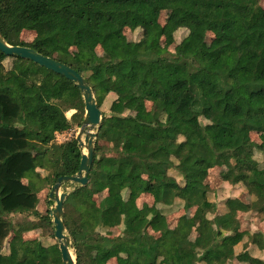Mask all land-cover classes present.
Returning a JSON list of instances; mask_svg holds the SVG:
<instances>
[{"label": "trees", "instance_id": "1", "mask_svg": "<svg viewBox=\"0 0 264 264\" xmlns=\"http://www.w3.org/2000/svg\"><path fill=\"white\" fill-rule=\"evenodd\" d=\"M163 12L171 14L172 27L160 22ZM0 28L9 45L32 48L83 75L102 112L88 183L72 185L64 204L77 264H264L235 250L245 239L264 250V234L242 230L237 217L264 218V164L256 159L264 140H252L264 136L261 0H0ZM126 29L142 35L122 51ZM180 29L187 35L176 53L161 40L168 35L175 44ZM24 32L36 35L32 45L22 41ZM207 33L213 35L208 48ZM7 58L13 59L10 70L3 65ZM111 94L116 98L105 113ZM70 110L76 113L69 119ZM84 117L72 81L0 51V264H63L58 242L44 245L42 237L25 233L40 229L55 238L54 202L48 196L51 208L43 215L38 195L78 172L76 138H56L80 127ZM214 168H225L224 181L242 185L252 201L228 198L226 212L211 219L218 211L207 185ZM144 193L154 202L140 208ZM178 200L194 214L171 228L164 210ZM25 214L40 223L10 219ZM114 227L122 228L119 236L102 234Z\"/></svg>", "mask_w": 264, "mask_h": 264}, {"label": "rangeland", "instance_id": "2", "mask_svg": "<svg viewBox=\"0 0 264 264\" xmlns=\"http://www.w3.org/2000/svg\"><path fill=\"white\" fill-rule=\"evenodd\" d=\"M261 5L264 8V0H261ZM170 15H171L170 13L163 12V14L160 18V22L162 23V25H164L166 27H172L173 22L171 20ZM141 35H142V33L139 30L135 33H132L129 29H126L123 33L122 51H125V49L127 50V45L130 42L135 41V40L136 41L140 40ZM186 35H187V31L185 29H180L179 31H177L175 33V39H176L175 44H173L170 41L168 35L163 36L161 43L167 49H170L171 51L178 53L180 51L178 44L182 41V39ZM212 38H213V35L211 33L210 34L207 33L204 35V41H205L204 45L206 48L209 47V44H210ZM35 40H36V35L32 32H24L22 34V41L27 45H32ZM72 53H75V51L73 50ZM97 54L99 55L100 58L103 57V52H102L101 48L97 49ZM3 65H4L6 70H10L13 66V59L7 58L4 61ZM115 98H116L115 95H112V94L109 95L102 105V111H104L105 113H109L110 106L112 104V101ZM75 113H76L75 110H70L66 113V115L70 119L72 117V115ZM139 117L142 118L143 115L139 114ZM79 131H80V127L76 126V127H74V129H72L68 132H65L64 134H58L56 140L58 143L66 142L70 139L76 138ZM83 139H84V137H83ZM252 140L255 143H260L261 141L264 140V136L253 134ZM256 159L261 165H263L264 164V153L263 154L262 153H256ZM224 169L225 168H214V169H212L210 171V175H209V178L207 180L208 187L211 190H213L209 194V199L212 202H215L217 204V207H218L217 210L222 209L223 211L227 210L225 203H226L228 198H233L234 196H237V195L245 192V188L242 185L233 186V185L229 184L228 182L224 181L223 177H224L225 170H226V169L225 170ZM39 171H40L41 175H43V176L47 175V171H44V170H39ZM169 174L171 176H173L174 178H176L178 182H181V177L179 176V174L176 170L169 171ZM145 177L152 182H154L155 178H156L154 174H152V175L146 174ZM51 189H52V187L46 186V188H43L41 193H39L40 205L37 206V211L43 215L46 214V211L48 210V208L49 209L51 208V206L48 204V200H47ZM62 191L72 192V184L64 185L62 188ZM106 192L101 194L100 196H96L94 198V202L96 204H99L101 199L107 195ZM153 202H154L153 196L149 193H144L137 200V205L140 208H142L146 204L152 205ZM164 211H165L166 217H167L168 221L171 223V225H172V223H174V221H176L175 223H177L178 219L181 216H183L185 213L189 216H192L194 214V210L186 211L183 207V202L180 200H178L174 206L165 208ZM217 215H220L219 211L213 212L212 214H210L209 218L213 219ZM240 217L242 218L241 215H240ZM243 217H244V219H247V217H248V219L246 221L251 223V226L247 225V223H244V225H245L244 230H249L252 233L262 231L264 234V218L263 217L256 216L253 214H247V216L243 215ZM10 219L12 221H14L16 224H18L19 222H25V221H28V222L34 221V222L40 223V220L32 214H30V215L29 214L13 215L10 217ZM121 231H122V228L114 227V228L109 229V230H102V234L104 236H107V237H116V236H119L121 234ZM25 238H41V241L43 242L44 245H51V244L57 243L56 238H53L52 236L48 235V233L45 236L44 233H42V231L40 229L32 230V232L30 231V232L25 233ZM7 245L4 249L5 253H8ZM120 249L123 252V254L125 251H127L126 246H121ZM237 250H238L237 253L243 252L244 250H247L251 255H253L255 257L264 258V251H261L260 249H258L254 244L249 243L247 239L244 240V242L239 246V248ZM72 252L74 253L73 249H72ZM90 257H91L92 261H95L97 259L96 254H91ZM75 258H76V256H75ZM108 264H117V261L115 259H113Z\"/></svg>", "mask_w": 264, "mask_h": 264}, {"label": "water", "instance_id": "3", "mask_svg": "<svg viewBox=\"0 0 264 264\" xmlns=\"http://www.w3.org/2000/svg\"><path fill=\"white\" fill-rule=\"evenodd\" d=\"M0 51L7 57H19L32 61L41 67L65 77L74 83L82 95L85 104V117L76 137L78 146L82 151L79 170L74 176L59 177L49 193L50 200L54 202L50 216L53 219L55 238L59 244L63 264H77L74 256L75 253L72 252V242L67 233L64 219V204L70 192L62 191V188L66 184L75 185V188L87 185L88 176L94 162L95 140L102 121V112L98 107L97 99L89 82L72 67L56 59L43 56L32 48L9 45L2 35L1 28Z\"/></svg>", "mask_w": 264, "mask_h": 264}, {"label": "crops", "instance_id": "4", "mask_svg": "<svg viewBox=\"0 0 264 264\" xmlns=\"http://www.w3.org/2000/svg\"><path fill=\"white\" fill-rule=\"evenodd\" d=\"M73 189L74 188H72V191H73ZM41 193V192H40ZM38 197H39V195H38ZM234 198H239V199H241L243 202H245V203H249V202H251L252 201V199H250L247 195H245V193H241V194H239V195H237V196H234ZM40 205V199H39V203H38V206ZM219 212H220V214H223V213H225L226 212V210H222V209H220V210H218ZM240 215L242 216V218L240 217ZM243 215H246L247 216V214H245V213H237V217L240 219V221H241V227H242V230H244V223H247V225H249V226H251V223L250 222H248V221H246L247 219H248V217H247V219H244V217H243ZM168 220V219H167ZM177 220V219H176ZM176 221H174V223H172V225H171V223L168 221V223H169V226L171 227V228H174V226H176V223H175ZM32 232V231H31ZM251 232V231H250ZM256 232V231H255ZM262 232V231H261ZM252 233V232H251ZM263 233V232H262ZM242 244V243H241ZM241 244H239L236 248H235V250H236V252L238 251L237 249L239 248V246L241 245ZM247 251V250H246ZM261 251H264V250H261ZM253 256V255H252ZM255 257V256H254ZM256 258H259V257H256ZM259 259H261V260H263L264 261V258H259ZM113 260V259H112ZM116 260V259H115ZM164 264H174V263H172V262H165ZM196 264H206L205 262H198V263H196ZM227 264H248V263H245V262H241V261H238V260H233V261H229V262H227Z\"/></svg>", "mask_w": 264, "mask_h": 264}]
</instances>
